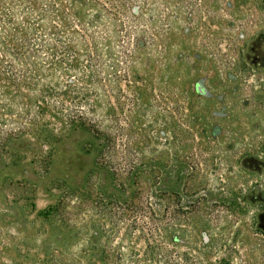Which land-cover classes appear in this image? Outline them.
<instances>
[{"label": "rangeland", "instance_id": "1", "mask_svg": "<svg viewBox=\"0 0 264 264\" xmlns=\"http://www.w3.org/2000/svg\"><path fill=\"white\" fill-rule=\"evenodd\" d=\"M150 10L153 26L164 28L171 55L182 59L183 74H192L195 84L170 123L162 109L147 120L136 114L119 152L128 142L134 159L169 157L172 167L177 155L183 201L192 205L184 218L195 216L183 221L186 235L215 234L225 243L218 256L233 249L236 262L248 260L247 251L258 257L264 0H152ZM99 144L85 130L72 131L52 149L30 136L0 144V264H101ZM200 218L211 226H198ZM227 218L237 224L215 226Z\"/></svg>", "mask_w": 264, "mask_h": 264}, {"label": "trees", "instance_id": "2", "mask_svg": "<svg viewBox=\"0 0 264 264\" xmlns=\"http://www.w3.org/2000/svg\"><path fill=\"white\" fill-rule=\"evenodd\" d=\"M151 1L0 0V144L30 136L52 149L75 130L101 139V264H264L262 213L258 257L218 256L225 243L215 234L187 236L182 226L195 216L184 218L192 205L179 157L173 167L169 157L136 160L128 142L119 152L136 114L147 120L162 109L170 123L195 84L153 26ZM225 223L237 220L215 226Z\"/></svg>", "mask_w": 264, "mask_h": 264}]
</instances>
